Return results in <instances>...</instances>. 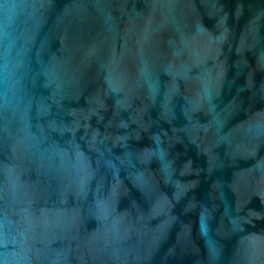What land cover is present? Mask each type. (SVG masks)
I'll list each match as a JSON object with an SVG mask.
<instances>
[{"label": "water", "instance_id": "obj_1", "mask_svg": "<svg viewBox=\"0 0 264 264\" xmlns=\"http://www.w3.org/2000/svg\"><path fill=\"white\" fill-rule=\"evenodd\" d=\"M0 264H264V0H0Z\"/></svg>", "mask_w": 264, "mask_h": 264}]
</instances>
